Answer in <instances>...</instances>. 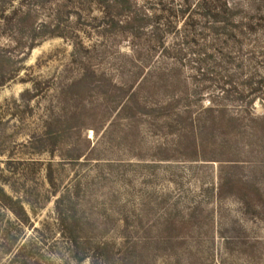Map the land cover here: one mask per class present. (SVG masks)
<instances>
[{"label": "rangeland", "instance_id": "1", "mask_svg": "<svg viewBox=\"0 0 264 264\" xmlns=\"http://www.w3.org/2000/svg\"><path fill=\"white\" fill-rule=\"evenodd\" d=\"M236 1L141 70L96 3L0 0V264H264V0Z\"/></svg>", "mask_w": 264, "mask_h": 264}, {"label": "trees", "instance_id": "2", "mask_svg": "<svg viewBox=\"0 0 264 264\" xmlns=\"http://www.w3.org/2000/svg\"><path fill=\"white\" fill-rule=\"evenodd\" d=\"M82 1L88 5L92 3L99 5L103 10L102 26L115 25L132 38L136 40L143 39L138 44L137 41H134L136 45L131 50L133 61L136 55L140 57V54L144 52L145 62L139 65L141 70L147 68L148 61L146 59H150L157 48H160L162 57L178 60L181 56L191 52L196 43L206 40L207 35L205 32L214 41L219 34L218 30L229 25L228 22L234 18V9L240 4L236 0H146L145 9H142L137 6L138 0ZM241 1L245 2L247 0ZM146 31L149 34L143 37ZM169 35L171 41L167 40ZM260 62H264V60L262 59ZM153 64L150 71L164 72L169 70L168 67L161 66L159 61H154ZM153 72L148 75H153ZM147 77L146 73L143 75L142 80H147ZM260 82H262V79L258 81V83ZM245 84L250 86L251 92L258 90L257 87H251V79L246 80ZM256 86L261 88L263 85L258 84ZM133 90L123 89L125 93H128V98L132 97V99L135 97V90ZM193 150L195 156H198L200 152L199 143H194ZM226 164L236 165L237 162L227 161ZM234 181L231 177L220 173L221 183L219 185L220 192L219 190L218 192L221 193V189L225 185H231ZM7 198L13 200L9 196ZM0 202L3 203L1 199Z\"/></svg>", "mask_w": 264, "mask_h": 264}]
</instances>
